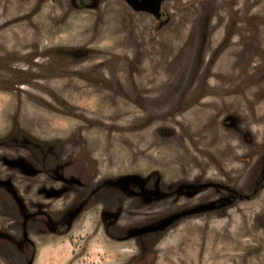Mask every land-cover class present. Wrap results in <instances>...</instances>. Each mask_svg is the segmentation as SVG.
I'll return each instance as SVG.
<instances>
[{"label":"rangeland","instance_id":"obj_1","mask_svg":"<svg viewBox=\"0 0 264 264\" xmlns=\"http://www.w3.org/2000/svg\"><path fill=\"white\" fill-rule=\"evenodd\" d=\"M164 8L0 0V264H264V0Z\"/></svg>","mask_w":264,"mask_h":264},{"label":"water","instance_id":"obj_2","mask_svg":"<svg viewBox=\"0 0 264 264\" xmlns=\"http://www.w3.org/2000/svg\"><path fill=\"white\" fill-rule=\"evenodd\" d=\"M124 1L135 11L155 13V12H157L159 5H160V2L162 0H124ZM143 184H144V180L142 181V187H143ZM0 185L5 186L9 189V191L13 195L16 203L20 207V210L22 212H24V209H25L24 203H23L22 199L18 196V194H17L13 184L11 183V181L9 179H4V180L0 179ZM40 192H42L41 189H40ZM155 195H157V197H158L161 194L159 191H157ZM47 197H51L50 194L47 195ZM213 206H214V203H209L206 205H199V206H196L194 208L184 210L182 212L174 214L173 216L167 218L166 220H163V221L155 223V224H150L149 226L141 228L140 231L132 234L131 237L135 236L137 234L143 233V232H149V231H153V230H157V229L166 228L167 226L171 225L173 222L177 221L181 217L187 216V215L194 213L196 211L211 209ZM81 210H82V204L79 205L77 208H75L69 214L68 220H67L68 227H70L71 223L78 216V214L81 212ZM2 234L3 233L0 231V235H2Z\"/></svg>","mask_w":264,"mask_h":264},{"label":"flooded vegetation","instance_id":"obj_3","mask_svg":"<svg viewBox=\"0 0 264 264\" xmlns=\"http://www.w3.org/2000/svg\"><path fill=\"white\" fill-rule=\"evenodd\" d=\"M166 1H169V0H162L160 2V5H159V8H158L157 12H155V13H153V12H145V13H147L149 16L155 18L157 20V22H160L166 16V11H165V8H164V3ZM80 3H84V0H80ZM137 12H142V11H137ZM226 123H227V121L225 120L224 124H226ZM16 191H17L18 194L21 195L22 192H20V190L16 189ZM24 203H25V201H24ZM25 213H26V208L24 209V214ZM37 214L46 215L47 218H48V221L50 222V224L52 223V221L49 218L47 213L39 211V212H37ZM53 229L56 230L55 228H53Z\"/></svg>","mask_w":264,"mask_h":264}]
</instances>
